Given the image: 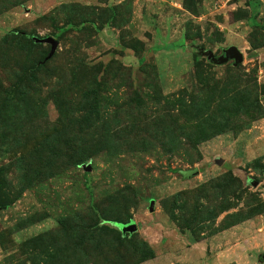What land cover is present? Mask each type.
I'll list each match as a JSON object with an SVG mask.
<instances>
[{"label":"rangeland","instance_id":"obj_1","mask_svg":"<svg viewBox=\"0 0 264 264\" xmlns=\"http://www.w3.org/2000/svg\"><path fill=\"white\" fill-rule=\"evenodd\" d=\"M0 264H264V0H0Z\"/></svg>","mask_w":264,"mask_h":264},{"label":"water","instance_id":"obj_2","mask_svg":"<svg viewBox=\"0 0 264 264\" xmlns=\"http://www.w3.org/2000/svg\"><path fill=\"white\" fill-rule=\"evenodd\" d=\"M35 39L38 42L50 43L52 46V53H54V51L58 47V41L52 37H47V38L35 37ZM230 59H235L236 63H240L243 61V55L238 48L233 47L223 56V58L220 60V62H227ZM131 228L133 229V228H135V226L132 225Z\"/></svg>","mask_w":264,"mask_h":264}]
</instances>
